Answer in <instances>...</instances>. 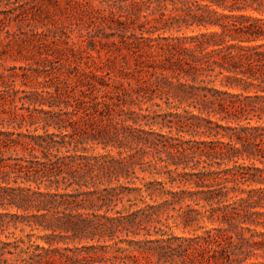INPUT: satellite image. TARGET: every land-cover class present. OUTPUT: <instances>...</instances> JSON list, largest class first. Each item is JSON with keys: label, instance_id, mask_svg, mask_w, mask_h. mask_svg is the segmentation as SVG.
<instances>
[{"label": "trees", "instance_id": "1", "mask_svg": "<svg viewBox=\"0 0 264 264\" xmlns=\"http://www.w3.org/2000/svg\"><path fill=\"white\" fill-rule=\"evenodd\" d=\"M4 1L0 46L23 40L9 29L10 13L31 19L25 0ZM65 2L87 29L79 41L75 28L61 30L55 51L105 52L110 63L132 57L138 97L160 107L155 97L173 98L185 112L162 113L174 135L134 136L140 113L129 107L131 91L113 89L110 68L74 67L83 94L105 90L84 108L64 99L62 72L46 75L42 90L30 84L40 68L0 72V124L8 125L0 128V264H264L248 262L264 256V0ZM183 30L192 33H173ZM137 165L160 177L121 182L135 183ZM154 195L162 201L147 200ZM123 200L125 212L116 209ZM170 221L192 235L156 225ZM25 226L43 231L46 244ZM17 229L24 234L9 240ZM66 241L86 243L57 245Z\"/></svg>", "mask_w": 264, "mask_h": 264}, {"label": "rangeland", "instance_id": "2", "mask_svg": "<svg viewBox=\"0 0 264 264\" xmlns=\"http://www.w3.org/2000/svg\"><path fill=\"white\" fill-rule=\"evenodd\" d=\"M5 2L6 1L2 2L0 9L7 8ZM19 2H21V0H19ZM25 2H27L26 8L29 9L28 15L31 19L29 20V23L27 21H23L22 17L17 15L18 11L9 14L10 16H13L11 19L8 20L9 29L16 33V38L17 36L19 38L20 35L22 36L23 40H14L9 45L7 44V42L2 43V46H0V72H16L20 74L23 73V68H25V70L27 69L30 73H32V70H38V68H40V76L30 81L31 88L39 90L43 89V84L51 82V80H49L50 77H46V75L49 74L48 76H52L54 72H62L64 76H62L61 78V86H64V99H70L74 104L77 105V107L75 108H84L85 104H92L93 101L91 100V98L94 97V93L95 95L99 96V98L103 99L102 96L105 95V90H103L102 88L99 91H94L93 94L89 93L88 96L83 94V90H86L87 87L84 86L74 75L76 74V70L74 67L77 65L80 67V71L85 70L86 72H88L90 70H93L100 74H105L108 68H110V71H112L113 76V89L115 86H119L121 89L127 88V90L131 91L132 96H127V99L133 100L134 103L129 107L130 109L140 113V118L138 121L139 124H134V126L136 127L135 129H133L134 136H144L148 139H153L159 133L167 135H174L177 133V128L175 126L169 127V125H166L165 123V120L171 117L168 116L166 119H164L162 113H184L185 108L178 106L179 103L176 102L173 98L167 100V98L155 97L154 102L160 103V107L151 106V101H147L146 99L142 98V96L138 97V94L135 90L138 89L140 85L137 81V78L133 75V73H135L134 69L136 67L134 58L129 57L127 64L122 62L121 58L116 60L115 63H110V61L107 60V55L105 52H92L93 57L91 58L88 57V55H86L85 53L83 57H79L80 54L78 52H76L74 56V54L69 49H67V52L55 51L56 44L53 43V40H56L58 44L62 43L60 42V38H54V35L60 33L61 30H64L65 28L73 27L75 29L70 34L71 40L79 41L80 31L87 29V27L81 23L78 16H74L73 14H70L65 10V0H59V7L57 5L54 6L49 0H25ZM1 16L4 17L3 14ZM37 31L39 32V34H36ZM183 32H186L187 34L192 33L191 30H183L180 32L173 33L183 34ZM170 33L171 32H166L165 34ZM43 65H46V67H44ZM52 66H54L56 69H52ZM82 77L85 78V76ZM63 78H67V83L63 82ZM16 81L18 87L25 88V85H22V77L17 76ZM143 84L147 85L148 82ZM148 91L151 93L152 90L150 89ZM84 101L90 102L83 103ZM109 101L110 103H114L113 107L116 108V110L120 108L121 104H119V101L116 97ZM167 101H169L170 103H166ZM185 104L186 103H184V105ZM44 107L49 108L46 105ZM146 108H148V110H146ZM125 109L128 108L126 107ZM189 109H193L197 112L196 108ZM154 111H156V113H154ZM143 113H151V115L143 118ZM127 116L135 117L138 115L127 113ZM153 120H157L158 123L152 125L150 121ZM262 122H264V119ZM252 123H256L255 119L252 121ZM3 126L4 128H8V125L0 124V128H2ZM151 128L154 132H156L155 134H146L145 132L141 131V129L151 130ZM9 129L14 130L15 128L11 126L9 127ZM186 136L191 137V135L188 134ZM200 137L208 139L207 136L203 135L195 136V138ZM89 145L91 146V149L94 153L105 151L101 145ZM11 153L15 154V152H8L7 155ZM136 171L137 175L133 176L138 177H132L135 183H129L128 179L125 178H122L121 182H123L125 185L135 187L141 185L142 182H147L160 177L159 175L151 174L149 171H142L140 165L136 166ZM184 188H186V186ZM147 200L151 203H158L162 201L161 197L157 195H154L152 199L148 197ZM124 204H126V207L128 208L130 202L127 200H123L118 204V206H116V209L125 212L126 210ZM139 204H141L140 201ZM136 207L137 206L134 205L132 208ZM112 214H114V212ZM156 225L167 229L168 233H173L177 236H191L193 233L192 231H190V229H184L182 223L177 224L174 223V221H170V228H167L161 223H158ZM210 226L211 224L208 223L207 227ZM202 231L203 230H200L199 233H202ZM25 233H33L34 235L32 236V238L36 240L37 243L46 244L44 239H42L41 237L43 234H45L43 231H32L29 226H25ZM22 234L24 233L17 229L15 235L13 237H10L9 240H13L14 237L21 236ZM122 236H125V234H123ZM1 238L7 240V237L5 235H2ZM43 238H47V236H44ZM83 243L86 242L79 243L77 241H66L57 243V245L64 248L67 246H81ZM248 262H264V256L259 255L258 257H253Z\"/></svg>", "mask_w": 264, "mask_h": 264}]
</instances>
